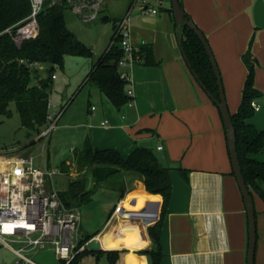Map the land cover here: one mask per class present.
I'll return each mask as SVG.
<instances>
[{
    "label": "crops",
    "instance_id": "1",
    "mask_svg": "<svg viewBox=\"0 0 264 264\" xmlns=\"http://www.w3.org/2000/svg\"><path fill=\"white\" fill-rule=\"evenodd\" d=\"M180 1L213 50L233 113L240 106L247 77L242 55L253 40L258 61L255 83L261 96L255 100L260 109L250 122L264 131V0ZM139 2L143 12L134 10L130 14L132 39L137 45L153 47L156 64L144 59L129 69L133 104L118 109L96 86L99 92L90 93L93 101L89 99L82 119L59 125L70 106L67 102L56 128H80L75 133L83 143L89 137L95 148L117 149L124 157L138 147H151L164 165L172 167V198L161 234L162 264H248V213L233 172L220 111L183 56L171 13L172 0H157V4L133 0L132 4ZM28 147L11 150L20 152ZM78 150L81 148H73L75 156ZM259 157L264 159V153ZM67 163L71 170L72 161ZM125 183L126 194L117 203L122 204L121 211H115L116 205L94 233L83 230L86 224L82 222L81 232L83 238L92 236L85 242L92 240L89 249L98 240L100 249L126 250L115 264H151L142 251L153 246L148 228L161 218L163 196L148 191L144 180L134 174L126 173ZM103 189L107 195L119 197V192ZM135 192L153 195V209L141 207L140 197L132 195ZM253 194L257 218L255 264H264V200ZM123 233L136 238L135 246L125 242ZM9 250V264H14L15 254ZM31 255L42 264H63L50 245ZM81 264H110V260L106 254H89Z\"/></svg>",
    "mask_w": 264,
    "mask_h": 264
},
{
    "label": "trees",
    "instance_id": "2",
    "mask_svg": "<svg viewBox=\"0 0 264 264\" xmlns=\"http://www.w3.org/2000/svg\"><path fill=\"white\" fill-rule=\"evenodd\" d=\"M68 8L70 6L67 0L55 4H52L51 0H45L44 8L38 17L39 35L36 38L25 40L21 47H17L10 33L1 32L30 14L31 1L0 0V115L10 117L12 115L11 104L15 103L21 122L28 128L30 135H39L48 123L49 99L55 68L64 67L65 58L68 55H93L92 48L68 28L65 20V11ZM171 13L173 14L172 10ZM115 28L116 22L114 32ZM180 33L192 68L199 75L201 83L219 99L217 78L204 45L188 26L183 25ZM252 42L253 40L242 55L247 68V77L242 88L241 103L238 110L231 114L236 129L237 151L244 177L253 197V193L256 192L264 200V159L259 157L264 153V131L259 130L250 122L256 113L252 102L261 96V91L255 83L258 61L253 53ZM141 48L146 62L156 64L153 60V47L146 44ZM123 55L121 42L119 38H115L114 34L111 45L86 79L87 82L96 85L118 109L134 99L127 94L126 82L119 74V60ZM34 62L41 63L45 68L44 72L38 67H31L30 64ZM214 104L216 105L215 102ZM74 160L79 170L84 171L85 175L71 183L70 191H60L61 197L69 206L80 207L78 202L88 201L95 190L103 187L119 192V199L123 198L127 190L126 173L142 178L148 191L163 196L161 218L148 228L153 246L151 249L142 251L149 256L151 264H162L161 234L172 198V167L164 165L156 150L151 147H138L124 157L117 149L95 148L89 137L85 139L83 148L76 151ZM61 169L65 173H70V165L67 161L62 162ZM180 170L186 173V170L182 168ZM89 172L93 177L94 188L86 191V174ZM74 189H78L79 193L75 194ZM132 195L140 197L141 207L147 205L148 209H153V195L136 192ZM75 200H77L76 204ZM150 218L152 219L153 215ZM90 237L92 236H84L79 246L88 241ZM124 252L126 250L87 248L77 253L69 264H81L82 259L89 254H106L110 264H115Z\"/></svg>",
    "mask_w": 264,
    "mask_h": 264
},
{
    "label": "built area",
    "instance_id": "3",
    "mask_svg": "<svg viewBox=\"0 0 264 264\" xmlns=\"http://www.w3.org/2000/svg\"><path fill=\"white\" fill-rule=\"evenodd\" d=\"M30 1V14L1 32L10 33L17 47H21L25 40L36 38L40 33L38 17L45 0ZM59 1L62 0H51V3ZM82 1V5L74 9L75 12L86 22L98 18V11L87 9L97 8L102 0ZM130 14L129 11L116 21L114 34L115 38H119L124 51L119 60V74L128 84L127 94L134 98L133 79L129 69L143 61L145 54L141 46L132 39ZM30 66L44 68L38 62L31 63ZM53 78H56V74H53ZM38 80L36 82L39 84ZM133 102L134 99L129 104ZM252 105L256 111L260 109L256 101ZM62 114L63 109L56 115L49 112L48 123L40 134L42 139L50 136ZM159 149H163V146H159ZM45 161L44 166H41L37 164L35 156L23 154L21 150L0 151V244L13 251L14 264H42L31 254L49 245L63 264H69L92 241L79 246L83 238L82 211L80 207L69 206L63 200L55 183V176L60 172L50 166L48 158ZM121 209L122 204H118L115 211L120 212Z\"/></svg>",
    "mask_w": 264,
    "mask_h": 264
},
{
    "label": "rangeland",
    "instance_id": "4",
    "mask_svg": "<svg viewBox=\"0 0 264 264\" xmlns=\"http://www.w3.org/2000/svg\"><path fill=\"white\" fill-rule=\"evenodd\" d=\"M149 1L157 4V0ZM67 2L70 8L65 11L66 24L82 42L92 48L93 55H68L65 58L64 67L57 66L55 68L56 79L53 80L50 94L49 112L56 115L67 102L70 105L59 125L70 120H72L71 123L79 122L82 119V113L87 110L89 99L92 100L90 93L99 92L96 85L83 81L111 45L115 22L124 17L129 10L130 12L134 10L143 12L140 2L136 6L132 4L133 0H102L97 8L87 9V11H98V18L86 22L74 10L82 5L83 1L67 0ZM104 16L110 18L105 20ZM127 88L128 84H126ZM10 108L12 110L10 117L0 115V151L29 144L30 148H22V153L35 156L37 164L41 166H44L45 159L49 157L50 166L60 172L55 176L56 188L60 191H70L71 183L85 175V172L80 171L75 163L73 151L74 147L82 149L84 146L82 137L75 133L81 129L59 127L54 129L48 138L42 139L41 133L39 135L29 134L28 128L21 122L15 103H12ZM33 142L35 143L31 145ZM67 160L72 161L70 171L75 174L62 171L61 164ZM78 171L79 174H76ZM86 179L85 190L90 191L94 188L91 172L86 174ZM118 200L119 197L107 195L106 191L100 188L94 191L88 201L78 202L83 214L82 222L86 224V228L83 230L94 233L101 229L107 215L117 205ZM74 202L76 204L77 200ZM11 256V251L0 245V264H9Z\"/></svg>",
    "mask_w": 264,
    "mask_h": 264
},
{
    "label": "water",
    "instance_id": "5",
    "mask_svg": "<svg viewBox=\"0 0 264 264\" xmlns=\"http://www.w3.org/2000/svg\"><path fill=\"white\" fill-rule=\"evenodd\" d=\"M172 11L173 16L176 21V34L179 42L180 49L183 53V56L191 69L193 75L195 76L196 80L200 83L202 88L207 92L208 96L216 103L222 119L224 123V127L227 131V140H228V147L230 152V158L232 162L233 172L239 184V187L242 192V196L244 198L246 210L248 213V226H249V249H248V264H255L256 258V246H257V218H256V207L254 197L250 191V188L246 182V179L243 174L241 162L238 156L237 151V139H236V129L234 126V122L232 119V114L228 105L224 84L222 80V75L213 53V50L204 34V32L199 28V26L194 22L191 16L182 8L180 0H172ZM109 16H104V19L108 18ZM183 25L188 26L191 28L199 37L200 41L204 45L207 54L210 58L211 64L214 69L215 76L217 78V84L219 87V99H217L202 83L199 75L197 72L192 68L191 63L188 60V57L185 53L183 42L181 38V27ZM75 194L79 193L78 189H74ZM100 247V241H95L90 248L91 249H98Z\"/></svg>",
    "mask_w": 264,
    "mask_h": 264
},
{
    "label": "bare ground",
    "instance_id": "6",
    "mask_svg": "<svg viewBox=\"0 0 264 264\" xmlns=\"http://www.w3.org/2000/svg\"><path fill=\"white\" fill-rule=\"evenodd\" d=\"M141 232V231H140ZM124 234V233H123ZM141 234V233H140ZM123 239H127L125 242L130 246H135L136 238L129 235L128 233H125L124 236H122Z\"/></svg>",
    "mask_w": 264,
    "mask_h": 264
}]
</instances>
